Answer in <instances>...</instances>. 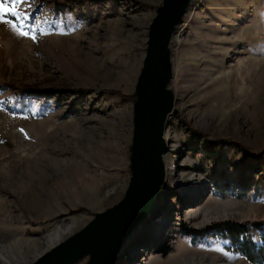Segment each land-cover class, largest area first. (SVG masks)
<instances>
[{
  "label": "rangeland",
  "instance_id": "374dc122",
  "mask_svg": "<svg viewBox=\"0 0 264 264\" xmlns=\"http://www.w3.org/2000/svg\"><path fill=\"white\" fill-rule=\"evenodd\" d=\"M162 2L23 0L6 19L35 41L0 22V264H32L124 197ZM169 49L162 200L113 264H250L207 227L264 221V0H191Z\"/></svg>",
  "mask_w": 264,
  "mask_h": 264
},
{
  "label": "water",
  "instance_id": "95a60500",
  "mask_svg": "<svg viewBox=\"0 0 264 264\" xmlns=\"http://www.w3.org/2000/svg\"><path fill=\"white\" fill-rule=\"evenodd\" d=\"M191 0H163L148 28L145 58L135 87L130 181L124 197L97 213L82 230L56 245L32 264H113L118 247L148 216L161 194L167 119L175 115L169 43Z\"/></svg>",
  "mask_w": 264,
  "mask_h": 264
},
{
  "label": "trees",
  "instance_id": "16d2710c",
  "mask_svg": "<svg viewBox=\"0 0 264 264\" xmlns=\"http://www.w3.org/2000/svg\"><path fill=\"white\" fill-rule=\"evenodd\" d=\"M108 93L124 98L117 91ZM133 99H136V95ZM235 190L229 189V193L242 196L239 188ZM207 231L213 232L214 239L227 242L226 248L248 263L264 264V221L216 223L207 227Z\"/></svg>",
  "mask_w": 264,
  "mask_h": 264
},
{
  "label": "snow or ice",
  "instance_id": "6c2138e0",
  "mask_svg": "<svg viewBox=\"0 0 264 264\" xmlns=\"http://www.w3.org/2000/svg\"><path fill=\"white\" fill-rule=\"evenodd\" d=\"M23 2V0H0V22L8 23L13 31L22 37L31 38L32 40H36V35L39 29H25L23 24L13 23L12 21H8L6 19L7 16H13L17 21L23 19L20 16L18 6ZM41 35L44 33H40Z\"/></svg>",
  "mask_w": 264,
  "mask_h": 264
},
{
  "label": "bare ground",
  "instance_id": "6f19581e",
  "mask_svg": "<svg viewBox=\"0 0 264 264\" xmlns=\"http://www.w3.org/2000/svg\"><path fill=\"white\" fill-rule=\"evenodd\" d=\"M163 161H164V158H163ZM159 199V198H158ZM158 199H157V201H158ZM161 200L162 199H159V203L161 202ZM157 203V202H156ZM155 208V207H154ZM154 208H153V210H154ZM153 210H152V212H153ZM142 221H144V220H142ZM142 221H140V223L142 222ZM139 223V224H140ZM138 227V226H137ZM137 232H138V229H134L132 232H131V234L129 235V236H131V235H136L137 234ZM129 236H128V239H129ZM135 237V236H134ZM127 240V239H126ZM120 247V246H119ZM119 247H118V250H117V255H118V252H119Z\"/></svg>",
  "mask_w": 264,
  "mask_h": 264
}]
</instances>
